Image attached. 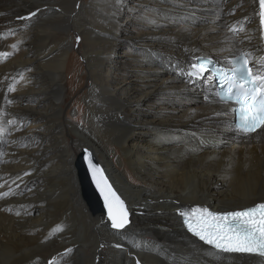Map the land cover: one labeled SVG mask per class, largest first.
<instances>
[{"label": "bare ground", "instance_id": "6f19581e", "mask_svg": "<svg viewBox=\"0 0 264 264\" xmlns=\"http://www.w3.org/2000/svg\"><path fill=\"white\" fill-rule=\"evenodd\" d=\"M0 14V264H264L187 230L182 212L264 202V131H234L209 73L174 67L247 52L259 68L258 0H0ZM74 82L83 123L62 117ZM83 151L125 229L83 199Z\"/></svg>", "mask_w": 264, "mask_h": 264}, {"label": "snow or ice", "instance_id": "6c2138e0", "mask_svg": "<svg viewBox=\"0 0 264 264\" xmlns=\"http://www.w3.org/2000/svg\"><path fill=\"white\" fill-rule=\"evenodd\" d=\"M258 4L260 23L264 25V0H258ZM39 11L37 9L27 17L18 19H31ZM231 30L235 31V28ZM193 59L196 62L189 65L190 70L187 72L178 64L174 67L181 75H187L190 79H199L210 71L209 65L213 62L204 57ZM258 63L262 67L254 71L256 66L250 65V54L245 52L228 60L227 66L216 69L214 77L219 83L216 92L218 102L232 105L229 111L233 114L234 128L245 134L256 133L258 130L264 131V58H261ZM21 78L23 79V76ZM9 91H15V88L10 87ZM205 99L207 100L208 97L206 96ZM8 102L12 103V101ZM222 114L225 113H216L217 116ZM7 123L16 125L17 121L9 120ZM4 131L5 129L0 128V133ZM89 164L93 180L104 198L111 227L116 230L125 229L130 223L125 201L108 182L103 169L92 163L91 156H89ZM24 175H30V173L26 172ZM10 194L13 193H0V198ZM181 215L189 232L219 252L258 253L264 256V202L244 210L226 213H216L207 208L196 207L190 212H182ZM58 230L62 229L58 228ZM71 251L72 249H66L60 255H67ZM48 264H53V261L50 260ZM136 264H140L139 260Z\"/></svg>", "mask_w": 264, "mask_h": 264}, {"label": "water", "instance_id": "95a60500", "mask_svg": "<svg viewBox=\"0 0 264 264\" xmlns=\"http://www.w3.org/2000/svg\"><path fill=\"white\" fill-rule=\"evenodd\" d=\"M92 163L95 162L92 160ZM97 165V164H95ZM77 175L81 187V194L89 209L95 212H104L108 216L104 198L93 180L92 170L89 164V155L86 151L78 154L76 159ZM111 223V221H110Z\"/></svg>", "mask_w": 264, "mask_h": 264}, {"label": "rangeland", "instance_id": "374dc122", "mask_svg": "<svg viewBox=\"0 0 264 264\" xmlns=\"http://www.w3.org/2000/svg\"><path fill=\"white\" fill-rule=\"evenodd\" d=\"M231 13H233V11ZM178 15L179 14L176 13L174 15V18L173 19H175ZM181 17H183V18L185 17L186 18V17H189V15L185 14V16L182 15ZM170 18L172 19L171 16L168 19H170ZM245 18H248V17L245 16ZM232 29H233V27H232ZM257 43H258V45L251 50V53L254 55V58L256 60L258 59V54L256 52H257V49L259 47V42H257ZM70 52L72 54H74V55H77L78 58L80 57V54L78 52H76L75 49L72 48V51H70ZM79 60H80V58L78 59V61ZM80 62L82 63V61H80ZM68 69H69V72H70L71 69H72L70 65H69V68ZM81 75H82V73H80L77 76V78L79 76H81ZM80 84L81 83L74 82L73 83V86H71L72 88L70 89V93L68 94L67 105L64 107V110H63V113H62L63 114L62 115L63 119H66V120H74L77 123H83L84 122V114H85V109H86L85 108V105H84L83 102H81L80 106L78 104H75V105L72 104V105H70V103L72 101L74 102V99H76V96L81 94L83 87H77ZM27 126H28V123H24L23 127L26 128ZM234 131H236V130L234 129ZM236 132H238V131H236Z\"/></svg>", "mask_w": 264, "mask_h": 264}]
</instances>
